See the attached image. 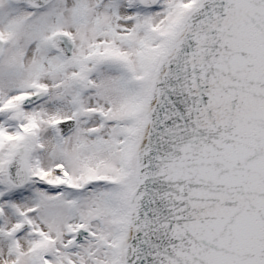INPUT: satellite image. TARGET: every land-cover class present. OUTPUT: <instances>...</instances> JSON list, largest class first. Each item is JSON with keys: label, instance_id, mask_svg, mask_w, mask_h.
Returning a JSON list of instances; mask_svg holds the SVG:
<instances>
[{"label": "snow or ice", "instance_id": "snow-or-ice-1", "mask_svg": "<svg viewBox=\"0 0 264 264\" xmlns=\"http://www.w3.org/2000/svg\"><path fill=\"white\" fill-rule=\"evenodd\" d=\"M0 264H264V0H0Z\"/></svg>", "mask_w": 264, "mask_h": 264}]
</instances>
